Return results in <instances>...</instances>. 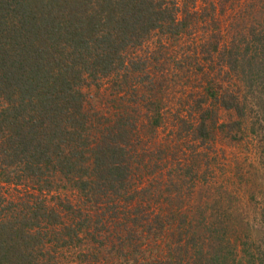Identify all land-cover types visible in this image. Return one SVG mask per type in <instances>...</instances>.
I'll use <instances>...</instances> for the list:
<instances>
[{"label":"trees","instance_id":"16d2710c","mask_svg":"<svg viewBox=\"0 0 264 264\" xmlns=\"http://www.w3.org/2000/svg\"><path fill=\"white\" fill-rule=\"evenodd\" d=\"M240 10L245 23L229 43L221 42V31L209 32L199 43L201 56L187 46L180 62L169 65L167 42L190 37L197 15L178 18L175 1L0 0V264H63L61 250L88 237L100 246L121 240L113 248L120 252L126 231L142 234L153 218L171 241L183 244L188 236L190 254L182 264H264V239L234 244L227 256V239L212 236L206 216L172 207V191L189 171L182 175L177 140L149 141L161 127V96L181 81L180 70L195 96L177 106L175 119L187 126L169 130L170 136L206 140L216 128L228 136L225 126L238 133L247 118L250 126L259 122L264 4L247 0ZM156 34L152 54L126 53ZM106 77L119 79L118 92L136 82L126 93L134 100L108 117L86 107L83 92ZM101 119L105 124H94ZM5 186L36 194L6 198ZM66 187L78 194L75 203ZM96 201L104 204L101 219H92ZM160 264L176 263L167 257Z\"/></svg>","mask_w":264,"mask_h":264},{"label":"rangeland","instance_id":"374dc122","mask_svg":"<svg viewBox=\"0 0 264 264\" xmlns=\"http://www.w3.org/2000/svg\"><path fill=\"white\" fill-rule=\"evenodd\" d=\"M172 1L176 2L178 18H181L185 12L196 13L197 15L190 22L194 24L192 31L188 30L191 32L190 37H177L167 42L166 56L169 65L180 62L178 61L180 55L182 52L184 54L187 52V46L190 47L189 54L193 52L201 56L199 43L207 37L209 32L211 34L221 31V42L229 43L236 32L242 31L241 28L245 23L246 15L243 16L240 8L247 0ZM255 1L258 4H264V0ZM212 3L214 8L211 9L209 5ZM158 39L157 34L156 36L153 35L145 40L146 44L140 45L134 50L128 48L126 53L147 57L152 54L154 48L158 47ZM182 65L179 69H183ZM188 67L194 70V65ZM169 69L170 66H166V70ZM224 71L222 69V73ZM179 73L183 75L184 71L180 70ZM181 76L179 77L181 81L178 82L175 79L174 85L169 87L170 90L161 96L164 105L160 110L162 121L159 126L161 127L154 136H151L149 141L164 143L168 140H172V142L177 140V155L184 167L182 175L185 174L186 170L189 171V174L184 175L186 178L184 184L172 191L173 194H176L172 197H176L171 202L172 207L177 208L179 213L185 212L184 209L189 208L191 212L199 211L202 216H206L208 231L212 233V236L227 239L228 244L224 243V245L228 246L224 247V253L229 256V248L234 244L240 248L241 243L245 240L254 242L257 239H264V111L259 112L260 123L256 121L250 126L251 121L247 118L241 126L236 127L238 133L234 130H228L227 126L223 128L224 132L228 131L237 139H233L230 135L224 136L218 132L217 128L210 133L206 140L199 138L194 141H187L182 139V135L180 139L179 135L172 137L168 133L169 130H175L177 126L182 128L187 126L182 124V121H176L177 106H181L183 102L190 101V98L195 96L193 89L189 88L186 83L189 80H186L184 75ZM128 81L122 84L123 90L126 92L116 91L120 84L117 78L106 77L94 84L85 86L83 92L87 96L86 107L89 109L92 107L98 115L105 114V117L122 110L119 109V104L125 101L127 104L134 100V98H128L126 93L130 91L129 86L136 82ZM134 86L139 87V84ZM123 97L125 100L119 99ZM190 103L192 104V101ZM184 111L185 109H182L181 114ZM108 113L109 115H107ZM254 120H256L255 116ZM102 122L104 120L101 119L94 121V124L99 125ZM139 160L140 158L137 157L134 162H139ZM147 172L148 170L145 173ZM136 178L138 179V177ZM146 185L147 183H145ZM63 190L67 191L69 199L75 203L78 197L76 191L68 187ZM25 192L36 194L33 190L30 191L21 186H17V188L16 186L3 187L6 198L13 195V198L17 200V198H22ZM180 192L182 193L181 200L177 197ZM57 193L58 191L54 194L57 195ZM169 199L170 195L165 197L162 202L167 203ZM103 205V203L99 204L96 201L93 205L95 212L92 219H101ZM84 214H88V209H84ZM151 218L153 217L151 216ZM200 225L203 226L204 224ZM143 228L146 229L142 234L138 233V230L136 233L126 231V241L123 243L120 252L113 251L114 246L118 247V242L122 243L118 239L111 243L101 244L102 246L98 242L90 241L89 237L84 240L74 239L70 245L61 250L60 262L63 264H133L136 259L140 264H160L161 261L167 260V257H171L174 263L182 264L188 258L190 254L187 243L188 236L182 237L184 238L183 244L179 243L178 234L175 235L178 239H175L174 242L171 241L169 237L164 235V233L167 235L169 233L164 231V228L158 227L157 218L150 219ZM107 239H103L102 242ZM260 250L263 251L264 249Z\"/></svg>","mask_w":264,"mask_h":264}]
</instances>
